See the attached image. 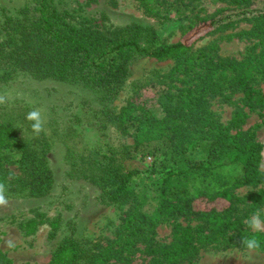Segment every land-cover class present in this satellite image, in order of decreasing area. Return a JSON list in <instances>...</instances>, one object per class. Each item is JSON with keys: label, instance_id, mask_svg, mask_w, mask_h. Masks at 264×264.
I'll list each match as a JSON object with an SVG mask.
<instances>
[{"label": "trees", "instance_id": "trees-1", "mask_svg": "<svg viewBox=\"0 0 264 264\" xmlns=\"http://www.w3.org/2000/svg\"><path fill=\"white\" fill-rule=\"evenodd\" d=\"M168 1L141 0L155 13ZM244 1L248 0H232L237 4ZM83 5L80 0H29L19 8L20 19L0 22V88L19 79L28 85L34 81L67 84L73 94L67 105L69 114L64 115V123L52 119V124H57L53 133L67 148V173L91 180L101 188L103 201H115L132 193L129 175L119 174L120 159L111 146L83 142L82 126L106 129L114 121L112 103L136 57L181 59L203 33L215 29L216 22L200 19L180 40L163 44L150 28L116 26L104 14L87 16ZM245 34L251 45L242 59L203 51L197 57L199 68L189 77L187 69H194L195 64L179 65L177 71L186 77L178 94L165 92L157 100L163 116L153 113L154 103L137 104L132 99L123 108V119L136 128V149L148 143H166L158 147L161 156L153 162L154 172L163 174L162 201L149 214L136 197L122 218L119 236L93 254L96 264H114L113 257L136 253L142 241L146 243L143 252L150 257L148 264H181L197 257L203 246L242 244L243 237L255 236L264 247V232L251 231L236 214L240 197L234 191L239 187L256 189L248 196L250 213L264 204V172L260 169L264 146L256 139L255 130L242 128L247 112L238 108L228 126L215 121L201 124L194 119L209 97L239 90L244 105L257 112L264 123V92L258 85V80L264 82V11ZM198 85L201 90H196ZM201 91H206L208 98ZM55 110L56 105L51 108L50 123ZM2 148L20 151L18 173L5 166L9 154L0 157V181L9 191L42 195L52 188L53 173L46 155L30 149L11 121L0 122ZM197 151L205 155L194 158ZM200 201H205V206L200 207ZM176 215L195 217L199 223L196 227L184 225ZM164 217H176L173 237L170 243L158 244L156 227ZM78 258L76 245L67 242L52 264H72Z\"/></svg>", "mask_w": 264, "mask_h": 264}, {"label": "rangeland", "instance_id": "rangeland-1", "mask_svg": "<svg viewBox=\"0 0 264 264\" xmlns=\"http://www.w3.org/2000/svg\"><path fill=\"white\" fill-rule=\"evenodd\" d=\"M28 1L0 0V22L20 19L19 8ZM80 1L85 3L83 12L87 16L104 14L119 27L137 24L150 28L163 44L180 40L200 19L213 18L216 24L211 33H203L194 41L189 53L181 59L159 61L151 57H136L112 103L116 115L114 121L106 129L86 124L89 129H85L86 126H82L83 142L111 146L120 159L119 174L123 177L129 175L128 185L132 193L115 201H103L102 190L97 184L67 173V148L52 131L57 127V124H52V119L64 123V115L69 114L67 105L73 94L68 92L67 84L34 81L28 85L19 79L0 88V96L6 101L0 104V122L11 121L19 138L28 143L30 149L46 155L54 179L52 188L42 195H30L28 190L12 193L7 189L9 203L0 206V264H52L61 245L67 242L74 243L79 253V258L72 264H96L93 254L102 251L109 241L119 236L122 218L136 197L143 210L153 214L162 201L163 180V174L154 172L153 162L161 156L158 147H164L166 143H148L136 149V128L123 119V108L132 99L137 104L154 103L151 107L153 113L158 117L163 116L165 113L157 103L158 98L165 92L178 94L181 80L186 77L177 71V67L195 64L194 69H187L188 77L193 75V71L199 68L197 57L203 51L222 58L242 59L251 45L245 32L253 27L256 17L264 11V0H248L238 4L232 0H169L159 13L148 10L141 0ZM258 83L264 92V82L258 80ZM54 84L56 88L51 91ZM201 89V86H196V90ZM202 95L208 98L206 91ZM242 98L243 93L239 90L209 97L202 107L204 112L199 110L194 119L201 124L215 121L228 126L237 109L243 107L247 118L242 128L255 130L256 139L264 146L263 119L257 112L250 111ZM54 105L57 106V114L52 113L50 123ZM33 108L42 109L46 120L45 130L39 135L32 131V122L26 119V114ZM7 154L9 160L5 166L18 173L16 160L20 151L0 149V157ZM204 155V152L197 151L193 157L202 158ZM260 169L264 172V149ZM255 190L252 186H242L234 191L240 197L236 214L245 221L252 215L248 196ZM205 203L200 201L198 205L203 207ZM258 210L261 219H264V204ZM176 217L184 225L196 227L199 223L192 216ZM176 217L161 218L156 227V243L171 242L172 222ZM138 246L136 253H123L122 257H113L111 262L148 264L150 257L143 252L146 243L142 241ZM181 264H264V247L250 251L237 241L211 244L203 246L197 257Z\"/></svg>", "mask_w": 264, "mask_h": 264}, {"label": "clouds", "instance_id": "clouds-1", "mask_svg": "<svg viewBox=\"0 0 264 264\" xmlns=\"http://www.w3.org/2000/svg\"><path fill=\"white\" fill-rule=\"evenodd\" d=\"M5 98L0 96V104H4ZM26 119L31 121L32 131L39 135L43 132L46 123L45 117L42 115V109L33 108L26 114ZM7 186L3 181H0V206H7L9 201L6 196ZM246 226L253 232H264V219H261V212H254L246 221ZM242 245L248 250H257L260 248V241L255 237H243Z\"/></svg>", "mask_w": 264, "mask_h": 264}]
</instances>
